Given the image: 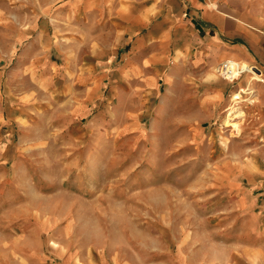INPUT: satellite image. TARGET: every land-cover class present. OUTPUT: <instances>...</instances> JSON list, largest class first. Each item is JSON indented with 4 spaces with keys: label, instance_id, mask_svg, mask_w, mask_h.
I'll list each match as a JSON object with an SVG mask.
<instances>
[{
    "label": "rangeland",
    "instance_id": "1",
    "mask_svg": "<svg viewBox=\"0 0 264 264\" xmlns=\"http://www.w3.org/2000/svg\"><path fill=\"white\" fill-rule=\"evenodd\" d=\"M73 7L0 0V264H264L250 231L264 213V132H246L259 96L241 86L262 75L236 59L234 81L216 68L231 87L212 118L168 103L161 80L137 111L118 109L132 91L105 87L63 127L61 109L83 97Z\"/></svg>",
    "mask_w": 264,
    "mask_h": 264
},
{
    "label": "crops",
    "instance_id": "2",
    "mask_svg": "<svg viewBox=\"0 0 264 264\" xmlns=\"http://www.w3.org/2000/svg\"><path fill=\"white\" fill-rule=\"evenodd\" d=\"M72 4L77 20L85 23L78 36L87 40L76 64L81 74L74 81L83 97L69 116H62L61 109L60 119L65 120L61 126L78 124L88 116L105 87L118 88L117 95L121 88L132 91L129 98L117 99L129 104L118 109L137 111L145 100L136 94L157 95L161 80L168 103L203 104L205 118H212L231 87L214 72L223 61L236 59L263 77L241 85L254 86L259 96L249 116L256 128L246 132L262 135L264 0H72ZM177 114L184 118L185 106ZM254 216L250 231L264 248V213L261 223Z\"/></svg>",
    "mask_w": 264,
    "mask_h": 264
},
{
    "label": "built area",
    "instance_id": "3",
    "mask_svg": "<svg viewBox=\"0 0 264 264\" xmlns=\"http://www.w3.org/2000/svg\"><path fill=\"white\" fill-rule=\"evenodd\" d=\"M238 64H239L238 61L228 59V60L223 61L221 64H219V66L217 67V71L224 78L229 79L230 81H234L238 75L244 72V71H241V72L239 71ZM250 67H251V71L249 70H246V71L252 72L254 74L255 72H257V74H260L256 70V68H254L253 66H250Z\"/></svg>",
    "mask_w": 264,
    "mask_h": 264
},
{
    "label": "water",
    "instance_id": "4",
    "mask_svg": "<svg viewBox=\"0 0 264 264\" xmlns=\"http://www.w3.org/2000/svg\"><path fill=\"white\" fill-rule=\"evenodd\" d=\"M259 72V70H257Z\"/></svg>",
    "mask_w": 264,
    "mask_h": 264
}]
</instances>
